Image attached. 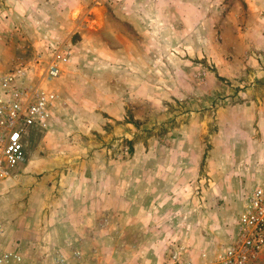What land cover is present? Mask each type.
Masks as SVG:
<instances>
[{"label":"rangeland","instance_id":"rangeland-1","mask_svg":"<svg viewBox=\"0 0 264 264\" xmlns=\"http://www.w3.org/2000/svg\"><path fill=\"white\" fill-rule=\"evenodd\" d=\"M119 5L135 7L140 14L133 20L130 14L131 21L120 20L115 14ZM65 19L68 24L57 30L54 40L48 36L51 31H22L26 42L15 46L17 59L8 68L28 67L33 79V72L38 74L51 59L67 57L59 78L50 83L55 84L58 94L54 93L62 97V104L43 128L26 132L24 157L29 151L43 156L47 146L59 153L77 147L85 149L75 158L83 160L84 167L92 160L100 166L114 159L132 166L139 163L131 162L136 151L140 155L158 152L157 160L191 173L184 182L192 187L193 197L212 199L208 208H214L215 214L222 208L221 235L227 244L242 205L235 204L244 201L253 187L264 186V171L259 167L264 162L257 158L263 150L261 132L255 118L264 103V0H81ZM0 28H5L4 21ZM123 57L129 61H121ZM138 69L144 75V93L126 94L130 102L124 116L113 124L91 119L88 88ZM11 172L2 181V198L15 188ZM24 174L34 179V185L40 183V195L47 202L59 196L54 189L58 187L43 180L47 173ZM69 175L74 182L75 172ZM31 180H21L22 186L30 188ZM23 193L21 200H28L30 190ZM41 205L39 216L37 209L36 215L26 217L27 229L17 226L9 236L5 235L9 212L0 205L4 225L0 244L20 256L18 263L11 264H51L57 255L67 264H132L135 260L134 254L121 253L118 247L124 238H133V222H119L117 217L108 222L106 214L97 213L88 222L71 223L65 216L66 222L60 223L58 206L49 210ZM257 262H264L263 253Z\"/></svg>","mask_w":264,"mask_h":264},{"label":"crops","instance_id":"crops-1","mask_svg":"<svg viewBox=\"0 0 264 264\" xmlns=\"http://www.w3.org/2000/svg\"><path fill=\"white\" fill-rule=\"evenodd\" d=\"M137 1L135 0V3ZM80 3L81 0H0V22L5 23V28H0V73L7 71L16 61L15 46L25 44L26 36L22 31H51L48 36L51 35L54 40L53 35L57 30H61L64 23L68 24L65 19L68 13ZM4 14L5 18H2L1 15ZM115 14L120 20L131 21L130 14L133 15V20L134 16L140 13L135 7L119 5ZM137 20L136 17L135 24ZM46 39L45 35L42 44H46ZM127 60L129 61L127 57H123L121 61ZM143 77L142 70L138 69L130 71L127 75L123 74L117 81L110 80L101 86L97 85L96 89L89 87L86 93L90 95L88 100L91 104L87 103L92 108L91 119H97L102 124H113V121L121 119L127 103L130 102L126 94L144 93ZM58 78L59 74L49 81H44L43 87L57 93L55 84L50 86V83L56 82ZM67 80H64L65 86ZM56 101L58 103L56 106L53 104L50 121L54 108L62 104V97L57 95ZM94 110H98V113L95 114ZM255 118L258 122L257 129L261 132L263 150L261 156H257L261 163L264 162V103ZM253 147L256 148L257 145L253 144ZM46 148L45 155L39 156L29 151L23 160L10 168L11 181L15 188L8 197L0 199V205H6V211L9 212L5 235L15 233L17 226L25 227L26 217L29 215L39 216V208L44 204L49 210L55 209L56 206L61 208L56 209L60 223L66 222L65 216L71 223L88 222L97 213L106 214L108 222L111 217H117L119 222H133V238H124L119 243H124L123 247L118 246L121 253L135 255L132 264H216V258L226 244L224 236L221 235L225 220L221 215L222 208L215 209V214L214 208H208L213 202L212 199L209 198L211 201L207 202L191 195L192 187L188 182H184L189 179L191 173L167 166L165 162L157 160L158 152L149 150L141 153L142 155L136 151L131 162L138 160L139 163L132 166L124 165L120 159H114L102 162L100 166H96L92 160L90 165L84 167L81 164L83 160L76 161L75 158H80L85 149L79 150L76 147L70 152L60 151V154L50 146ZM160 153L161 158L165 157L164 152ZM166 156L175 157L167 153ZM140 158L142 160H139ZM67 160L68 163H65ZM197 163L196 161L194 167L196 169ZM255 164L259 166V163ZM259 167L263 172L264 163ZM26 171L47 173L43 180L50 181L49 185L53 188L58 187L54 189L59 191V196L50 203L47 202L46 196L40 195L43 191L40 183L34 185V179L31 180L30 176L24 174ZM72 172L76 175L74 182L68 177ZM57 175L60 178L57 179ZM21 180H31V187L22 186ZM26 190H30L31 196L24 201L21 197L25 195L23 192ZM242 203L241 199L239 204L235 205L239 208ZM118 230L121 239V228Z\"/></svg>","mask_w":264,"mask_h":264},{"label":"built area","instance_id":"built-area-1","mask_svg":"<svg viewBox=\"0 0 264 264\" xmlns=\"http://www.w3.org/2000/svg\"><path fill=\"white\" fill-rule=\"evenodd\" d=\"M66 62L64 55L51 59L38 74L33 72V79L28 67L0 73V189L9 169L24 158L22 140L26 132L45 126L57 95L45 89L43 83L57 76ZM3 232L0 216V240ZM263 252L264 186H255L245 196L232 235L216 264H254ZM19 261L17 251L0 244V264ZM51 264L67 263L57 255Z\"/></svg>","mask_w":264,"mask_h":264},{"label":"trees","instance_id":"trees-1","mask_svg":"<svg viewBox=\"0 0 264 264\" xmlns=\"http://www.w3.org/2000/svg\"><path fill=\"white\" fill-rule=\"evenodd\" d=\"M129 144H130V142H128ZM203 158H204V154H203ZM201 166L203 165V160L201 161V164H200Z\"/></svg>","mask_w":264,"mask_h":264}]
</instances>
